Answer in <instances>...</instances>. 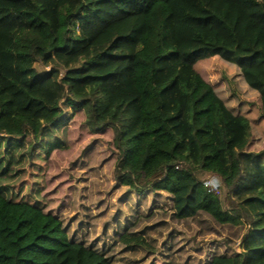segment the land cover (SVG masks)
<instances>
[{
  "label": "trees",
  "instance_id": "obj_1",
  "mask_svg": "<svg viewBox=\"0 0 264 264\" xmlns=\"http://www.w3.org/2000/svg\"><path fill=\"white\" fill-rule=\"evenodd\" d=\"M77 112L67 206L14 193ZM0 137V264H264V0H0Z\"/></svg>",
  "mask_w": 264,
  "mask_h": 264
},
{
  "label": "rangeland",
  "instance_id": "obj_2",
  "mask_svg": "<svg viewBox=\"0 0 264 264\" xmlns=\"http://www.w3.org/2000/svg\"><path fill=\"white\" fill-rule=\"evenodd\" d=\"M36 68L41 70L39 64H36ZM197 69L202 74V76L211 83H219L220 85L226 84L230 92L235 94L239 101H243L248 98L243 96V94L239 92L237 88H235L234 84L230 82L229 79L225 80L223 78L221 74L222 70L213 60L200 63L197 66ZM64 111L63 117L66 118L70 114V110L69 108H65ZM71 119L72 120L68 126V134L70 135L69 139L72 142V146L63 152L56 153L51 157L50 161L46 165L42 161L32 158L35 153H42L40 151L43 149V137H41L43 140H36L31 134H27L24 138L19 139V141L16 140L20 144L24 145V149L21 152L25 155L26 162L23 165L24 175L22 180L10 185L11 190L14 193L22 194L24 197L33 198V187H41L43 181L48 189L46 195L51 198L50 204L52 207H54V211H57L56 208L58 206L61 209L67 206V204L64 202V200L67 198V195L64 194L70 190L73 184V180L69 177L70 173L68 171L72 162L78 158L80 153L91 141L106 139V136L94 134L85 128L84 116L82 112H77ZM59 124L60 122H58L57 125ZM60 128L63 127L61 126ZM47 131L51 134H54L55 126L49 127ZM0 139L4 140L5 138L0 137ZM262 149H264V141L257 143L253 140L248 147V151L251 152H257ZM40 168L41 171H39ZM206 178L207 180H213L211 176ZM216 196H218V194H216ZM221 196L222 194H220L219 197ZM239 247L240 246H238V248Z\"/></svg>",
  "mask_w": 264,
  "mask_h": 264
},
{
  "label": "built area",
  "instance_id": "obj_3",
  "mask_svg": "<svg viewBox=\"0 0 264 264\" xmlns=\"http://www.w3.org/2000/svg\"><path fill=\"white\" fill-rule=\"evenodd\" d=\"M213 190L211 187H209V191ZM215 194H218V192H215Z\"/></svg>",
  "mask_w": 264,
  "mask_h": 264
}]
</instances>
